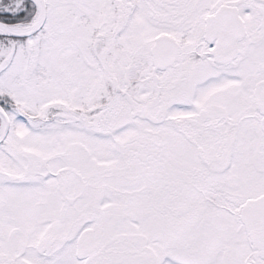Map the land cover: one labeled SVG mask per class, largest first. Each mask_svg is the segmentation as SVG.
Instances as JSON below:
<instances>
[{
    "label": "snow or ice",
    "instance_id": "1",
    "mask_svg": "<svg viewBox=\"0 0 264 264\" xmlns=\"http://www.w3.org/2000/svg\"><path fill=\"white\" fill-rule=\"evenodd\" d=\"M0 264H264V0H0Z\"/></svg>",
    "mask_w": 264,
    "mask_h": 264
}]
</instances>
